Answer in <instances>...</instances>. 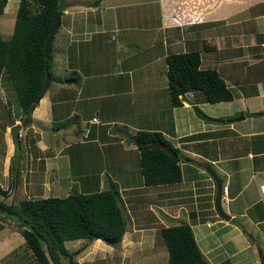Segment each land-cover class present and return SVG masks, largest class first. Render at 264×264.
Returning <instances> with one entry per match:
<instances>
[{
    "label": "crops",
    "instance_id": "0c3cea01",
    "mask_svg": "<svg viewBox=\"0 0 264 264\" xmlns=\"http://www.w3.org/2000/svg\"><path fill=\"white\" fill-rule=\"evenodd\" d=\"M65 1L72 8L62 10L60 15L65 36L59 34V53L65 67L58 76H63L68 85L77 86L70 94L68 85L51 87L50 81L30 110L33 134L25 142L21 141L23 128L16 131L18 134L21 130L22 135L15 137L12 126L0 127V186L8 192L0 198L6 202L12 198L11 168L14 172L16 168L27 169L23 171L26 195L59 196L55 179L60 175L59 168L62 174H71V163L81 160L80 154L87 161L98 151L118 149L131 162L136 145L125 142L123 132L134 135L141 129L160 131L179 149L181 157L193 159L181 158L182 180L156 185H144L142 179L136 183L117 181L128 218L119 243L86 239L83 254H77L78 247H66L75 251L79 264H168L167 247L160 229L159 237L152 231L153 223L159 220L168 225L170 218L186 217L209 264H259L252 248L256 247L264 258V203L259 192V184L264 182V0ZM13 3L17 8V1ZM152 4L159 6L161 16H149L142 27L147 19L143 7ZM137 10L144 13L139 18L131 13ZM198 33H203L205 49L215 51V56H202L201 50L193 49L200 52V67L216 68L233 96L211 102L201 90L190 89L183 92L184 97L180 95L182 104L173 106L170 94L165 101L161 95L168 90L166 55L188 51L183 47ZM100 51L104 53L102 58ZM113 58L118 67L109 76L102 64ZM139 95L148 97L140 112ZM150 99L154 106L146 108ZM66 103L77 120L79 135L67 124H55V118L62 117L57 107H67ZM85 104L90 116H86L89 110ZM195 105L212 119L199 116ZM124 113L130 125L123 121ZM93 116L97 121H91ZM115 119L124 127L118 136L109 125ZM61 131L70 139L58 140ZM113 136L116 148L112 147ZM23 149L28 150V156ZM208 168L222 180L221 204L229 219L214 212L216 181ZM64 191L67 195L68 190ZM146 201L148 205H144ZM8 217L0 209V259L10 249L14 253L18 246L36 261L20 232L1 226L8 224Z\"/></svg>",
    "mask_w": 264,
    "mask_h": 264
},
{
    "label": "trees",
    "instance_id": "16d2710c",
    "mask_svg": "<svg viewBox=\"0 0 264 264\" xmlns=\"http://www.w3.org/2000/svg\"><path fill=\"white\" fill-rule=\"evenodd\" d=\"M7 1L0 0V14ZM58 3L59 0H19L12 33L7 38L0 35V84L3 78L10 82L23 115L31 113L30 107L43 88L46 69L50 80H64L63 76H54L50 70V58L54 54L53 41L49 55L44 56L45 39ZM59 27L60 19L55 34ZM61 34L65 36V33ZM166 63L168 90L173 106L182 104L180 95L190 89L201 90L206 100L211 102L232 98L230 88L216 68L200 67L198 50L168 53ZM6 103L11 113L9 101L6 100ZM195 112L202 118L212 119L196 105ZM133 136L137 139L144 185L182 180L181 158L193 159L181 157L179 149L160 131L141 129ZM154 140L167 143L178 152L179 157L174 158L162 147L153 145ZM10 170L13 172L14 191L10 202L0 198L1 213L11 218L13 216L25 245L39 264H79L74 257L75 251L66 247V240L100 238L106 241L117 238L113 244L119 243L127 229L128 220L116 182L111 181L109 187L96 191L28 197L22 170ZM7 193L0 186V194L6 196ZM160 235L167 247L168 264H209L188 222L162 225Z\"/></svg>",
    "mask_w": 264,
    "mask_h": 264
},
{
    "label": "rangeland",
    "instance_id": "374dc122",
    "mask_svg": "<svg viewBox=\"0 0 264 264\" xmlns=\"http://www.w3.org/2000/svg\"><path fill=\"white\" fill-rule=\"evenodd\" d=\"M13 1H15V0H8L7 4H6V8H4V12L2 14H0V35L3 38L9 37L10 34L12 33L13 29H14L13 27H14V22L16 19L17 8H16V5L14 7ZM16 1H17V5H18V0H16ZM70 1L73 2V0H70ZM159 3H161V2H159ZM95 4H97V2H95ZM67 8L71 9L72 4H67L63 10H66ZM143 8H144V12L147 14V19H146V22L141 23L142 27H145L147 25L148 19L150 18L149 16H151V18H155V19L159 18L161 16L159 6H157L155 4L150 5V7L144 6ZM131 13L137 14V18H139L138 16L144 14V13H141V11H139V10H137L136 12L132 11ZM238 15L241 16L243 14L239 13ZM60 32H62V31L59 27L57 33L55 34V38L53 40L54 54L50 58V70L54 76L60 75L63 72L62 69L65 67V61L62 63V60H61L62 53L61 54L59 53V50L62 46V44H61L62 38H60L58 36V33H60ZM202 35H203V33L196 34L195 39L192 40L190 43H187L186 47H183V49L184 50L199 49L202 52V56H205V55L215 56V51L213 49L212 50L205 49L204 40L202 38ZM96 49L100 50V47L98 45H96ZM56 50H57V55H56ZM179 51H181V49H179ZM99 53H100V55H99L100 58H102L103 52L100 51ZM102 65H103V69L109 70V72H108L109 76L111 73H114V71L118 67V64L116 63L114 58L108 64L106 62H104ZM111 76H112V74H111ZM3 79L1 80V84H0V88H2L3 91L0 90V92H1L0 95L3 97V99L5 101L6 100L9 101V103H10L9 106L11 107V113H12V116L14 117V119L16 120V122H21L25 118L26 114L23 115V113L20 110V107H19V104H18L17 98H16L17 96L15 94V91H14L12 85L10 84L9 81H7L5 79L3 80ZM65 84L68 85L66 83V81L59 82V81L54 79L53 82L51 83V87H54V85H56L57 87L59 85L63 87ZM71 84L73 86L68 85L70 87V94H72V87L76 88V86H77L73 83H71ZM161 95H162V101L167 100V98H169L168 90H167V93H162ZM147 101H148V97L146 95H139L138 96V102H140L139 106H138V112H140V108H143L145 106ZM66 105H67V107H64V106L63 107H57V109L60 110L58 113H61L62 117L61 118L60 117L55 118V124H56V126H61V125L67 126L68 125L69 128L71 129V131H75L79 135L80 132L77 131V129H78L77 120H75L72 113L69 112L70 104L66 103ZM152 106H154V104H153L152 100L150 99L146 108H151ZM84 107H85V109L89 110V111H87L86 116H90L91 115L90 108L87 106V104H85ZM65 112L70 113L69 116L65 115L66 114ZM126 114L127 113H124L122 115L123 121H126L130 125V122L128 121V119L126 117L127 116ZM128 117H131L130 113L128 114ZM30 120H31V118H30ZM30 120H29V122H27V125H25V126H22V125L16 123L12 127L13 134L16 133V131L19 127L24 129L25 135H24L23 139H21V141H23V142H25L26 139L30 138L33 134V128H31L29 126V124L31 123ZM134 122L139 123L138 121H134ZM6 124H8V123L4 121V119L0 113V127L5 129ZM109 125L112 128V130L116 133L117 136L120 134V130H123V128H124L123 125L121 123H119V119H117V120L115 119V121L110 122ZM51 132H54V130L51 129ZM64 133H65L64 131L57 133L58 140L64 141L65 139L69 138L66 136L64 137V135H63ZM71 139L74 140V137L71 136ZM111 140L113 141L112 147L113 148L118 147V144L115 142L116 140H115L114 136L111 138ZM124 140H125V142L135 143V142H133L129 139H126V138H124ZM135 145H136V150L134 151L135 156L131 162L129 161V159H127V157H125V155L121 154V152H119L118 149L116 151H103V150H101V151H98L97 153H94L90 157V159H88L87 161H85L84 157L80 154V156L82 157L81 160H75V161L73 160L71 163V167H72V173L71 174H67V173L62 174L61 173L62 168L60 167L59 168V171H60L59 174L60 175L55 177V174H52L55 177V179L59 182V190L61 191V193H59V196L66 195V191H64L65 189L68 190V193L71 191H73V192L74 191L75 192H80V191L88 192V191L99 190V188L103 189V187L107 188V187H109V185H111V181H114V182L118 181V182H123V183H128L129 181L136 183V182L141 181L142 174L140 171V159H139L140 153H139V149L137 147V143H135ZM53 148H54V146H53ZM22 151L24 154H26V156H28V150L27 149H23ZM130 154H131V152H130ZM36 163H37V161H36ZM129 164H130V167L128 169ZM1 167L2 166H0V175L3 174ZM109 168H110V170H108ZM21 170H22V172L23 171L27 172V169L25 170L24 167L21 168ZM26 172H23L22 175L24 176L26 174ZM206 173H208V172H206ZM208 175H209V173H208ZM52 181H54V179H52ZM187 193L188 192H185L184 194L186 195ZM27 196H31V195L27 194ZM144 205H148V201H146ZM213 205H214V212L217 213L216 204L214 203ZM150 207L152 209V206H150ZM146 208H148V207H146ZM156 210L158 212V209H156ZM149 211H151V210H149ZM151 214H152V211L149 213V218H150ZM176 215H178L177 216L178 218L181 217V213L180 214L178 213ZM12 218H13V216H12ZM12 218L8 217V220L6 222L8 224H2L1 226L11 227V228L13 227V228L17 229L16 222ZM187 219L189 220V218H186V217H182V219H180V220L170 218L169 219L170 222L168 224L179 223V222L185 221ZM5 220H6V217H5ZM127 220H128V218H127ZM157 221H158L157 223H153L155 228H152L153 229L152 231H154L156 233V235L158 236L160 226H162L163 224L159 220H157ZM151 223H152V221H151ZM129 226H130V224H128V227ZM7 229L8 228H6V230ZM77 240H79V239L66 240L65 245L71 250H75V247H78L79 249L77 251V254L78 253L83 254L85 252L84 248L86 246V244H83V243H85L87 240L82 239V238L80 239V241H77ZM104 243L107 244V242H105V241H104ZM109 245H111V244H109ZM252 249H254V253L259 257V264H261V258H260L259 251L256 249V247H253ZM77 259H80V257H78ZM245 259H246V257H245ZM8 260L13 261L14 264H39L37 261H32L25 254V252H22V250L18 249V246H16L14 253L11 252V249H10V250L6 251L4 253V256L0 259V261H2V262H6Z\"/></svg>",
    "mask_w": 264,
    "mask_h": 264
},
{
    "label": "water",
    "instance_id": "95a60500",
    "mask_svg": "<svg viewBox=\"0 0 264 264\" xmlns=\"http://www.w3.org/2000/svg\"><path fill=\"white\" fill-rule=\"evenodd\" d=\"M66 5H67V2L65 0H59L58 7L54 13L52 24L50 26L49 32H48L46 39H45V45H44V56L45 57H47L49 55L50 50H51V44L53 41V37H54L55 31H56L57 26H58V21L60 19V11L63 10ZM49 82H50V74H49V71L46 69L45 81H44L43 88L39 92L34 103L31 105L30 110L34 109L36 103L39 102V100H40L41 96L43 95L45 89L47 88ZM181 95L184 97V93H182ZM0 113L3 117V119L5 120V122L8 123V125L13 126L17 123V122H15L14 117L12 116L10 111L8 110L7 103L3 99V97H1V95H0ZM29 120H30V114L27 113L25 115V118L19 124L22 126H25V125H27V122H29ZM123 133L127 139H129L135 143L137 142V139L133 135L129 134L127 131H125ZM152 144L162 147L170 155H172L174 158L179 157L178 152H176L171 146H169L167 143H165L163 141L154 140V141H152ZM208 169L216 181V196H215L216 209L222 217H224L225 219H229L230 215L223 209L222 204H221V197L223 194L222 180L213 170H211L210 168H208ZM117 240H118L117 238H109L106 241L109 243H114ZM261 264H264V258L262 255H261Z\"/></svg>",
    "mask_w": 264,
    "mask_h": 264
},
{
    "label": "built area",
    "instance_id": "2783aa9c",
    "mask_svg": "<svg viewBox=\"0 0 264 264\" xmlns=\"http://www.w3.org/2000/svg\"><path fill=\"white\" fill-rule=\"evenodd\" d=\"M91 121H97V117L96 116H93ZM20 123V122H18ZM22 135V132L21 130L18 131V136H21ZM259 192H260V196H261V199L264 203V182L260 183L259 184Z\"/></svg>",
    "mask_w": 264,
    "mask_h": 264
},
{
    "label": "clouds",
    "instance_id": "9594fccd",
    "mask_svg": "<svg viewBox=\"0 0 264 264\" xmlns=\"http://www.w3.org/2000/svg\"><path fill=\"white\" fill-rule=\"evenodd\" d=\"M62 11V10H61ZM18 123V122H17ZM19 124V123H18ZM223 193H224V191H223ZM223 195V194H222Z\"/></svg>",
    "mask_w": 264,
    "mask_h": 264
},
{
    "label": "flooded vegetation",
    "instance_id": "af4514ba",
    "mask_svg": "<svg viewBox=\"0 0 264 264\" xmlns=\"http://www.w3.org/2000/svg\"><path fill=\"white\" fill-rule=\"evenodd\" d=\"M2 97V96H1Z\"/></svg>",
    "mask_w": 264,
    "mask_h": 264
}]
</instances>
